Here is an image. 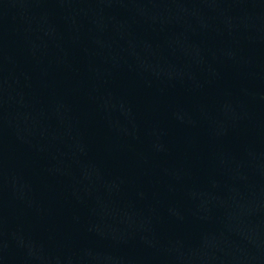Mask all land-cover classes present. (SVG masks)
Returning a JSON list of instances; mask_svg holds the SVG:
<instances>
[{"label": "water", "instance_id": "water-1", "mask_svg": "<svg viewBox=\"0 0 264 264\" xmlns=\"http://www.w3.org/2000/svg\"><path fill=\"white\" fill-rule=\"evenodd\" d=\"M264 47V0H233Z\"/></svg>", "mask_w": 264, "mask_h": 264}]
</instances>
